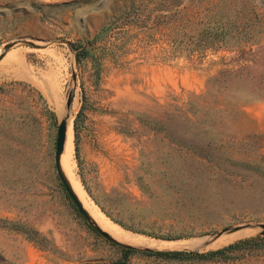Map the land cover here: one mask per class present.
<instances>
[{
  "label": "rangeland",
  "instance_id": "374dc122",
  "mask_svg": "<svg viewBox=\"0 0 264 264\" xmlns=\"http://www.w3.org/2000/svg\"><path fill=\"white\" fill-rule=\"evenodd\" d=\"M67 115L81 201L164 243L132 246L206 253L264 233V0H0V264L122 258L59 177ZM232 256L126 264H264V249Z\"/></svg>",
  "mask_w": 264,
  "mask_h": 264
},
{
  "label": "trees",
  "instance_id": "16d2710c",
  "mask_svg": "<svg viewBox=\"0 0 264 264\" xmlns=\"http://www.w3.org/2000/svg\"><path fill=\"white\" fill-rule=\"evenodd\" d=\"M107 29L104 30V32ZM78 50L77 46H74ZM85 52H78L77 59L80 61L84 58ZM92 227V226H91ZM93 228V227H92ZM94 229V228H93ZM95 230V229H94ZM96 231V230H95ZM97 232V231H96ZM106 238V237H105ZM107 239V238H106ZM113 245L117 246L122 251V258L117 262V264H126L127 260L131 255L140 254L148 257L165 258L169 260H187V261H211L214 259H232V255L238 251H255L264 249V234L258 235L256 237L240 240L227 247L216 251H210L206 253L193 252V251H154V250H140L136 248L125 247L115 241L107 239Z\"/></svg>",
  "mask_w": 264,
  "mask_h": 264
},
{
  "label": "bare ground",
  "instance_id": "6f19581e",
  "mask_svg": "<svg viewBox=\"0 0 264 264\" xmlns=\"http://www.w3.org/2000/svg\"><path fill=\"white\" fill-rule=\"evenodd\" d=\"M29 78H31V77H29ZM36 80V79H35ZM31 81H32V79H31ZM57 82V81H56ZM53 83V82H52ZM51 83V84H52ZM53 85V84H52ZM49 86H51V85H49ZM44 88H47V87H44ZM51 88H53L52 86H51ZM54 88L56 89H58V88H60V87H57L56 85H54ZM53 88V89H54ZM56 89V90H57ZM45 90V89H44ZM47 90H48V88H47ZM47 90H45L46 92H47ZM61 90V89H60ZM48 91H50V90H48ZM59 91V90H58ZM55 93V92H54ZM50 94H51V92H50ZM50 94H49V97H50ZM53 94V93H52ZM51 94V95H52ZM47 95H48V93H47ZM57 95V94H56ZM51 97H55L54 95L53 96H51ZM52 98V99H53ZM56 98H57V96H56ZM59 98V100L61 99L60 97H58ZM53 103L55 104V102L53 101ZM61 104H62V102H60ZM60 104V105H61ZM57 105H59V104H57ZM63 105V104H62ZM61 107V106H60ZM62 108V107H61ZM70 117L71 116H69V115H67V116H64V117H62V120H65L66 122H67V133H66V142H65V148H64V152H63V154H62V157H61V169H62V171H63V173L65 174V176L69 179V177L67 176V174L68 173H71L72 172V169H73V167H74V165H73V162L72 161H74V160H72V156L74 155L73 154V151H74V134H73V121H72V119H70ZM70 119V120H69ZM68 172V173H67ZM67 173V174H66ZM75 178V177H74ZM76 179V178H75ZM69 181H70V179H69ZM77 181V180H76ZM72 185V184H71ZM79 185H80V183H79ZM78 184H73V189H74V191H75V193H76V191L77 192H80L81 193V197L84 199V197H85V195L87 194V193H85V195L82 193V187L81 186H79ZM81 188V189H80ZM85 192V191H84ZM77 194V193H76ZM78 196V195H77ZM79 197V196H78ZM89 198V197H88ZM79 199H80V201H81V198L79 197ZM83 201L85 202V204L83 203ZM86 201L87 200H82L81 202L83 203V205H84V207H85V205H86ZM92 203V202H91ZM87 206H89L88 204L86 205V207H85V209H87ZM90 209H92L91 207H93V208H96V207H94L93 205L91 206V204H90ZM88 207V208H89ZM96 209H98V208H96ZM96 209L95 210H91L92 211V215H93V217L94 218H99L100 217V215L101 214H98V212L96 211ZM90 215V214H89ZM91 215V216H92ZM96 217H95V216ZM102 216V215H101ZM92 218V217H91ZM101 218H105V217H101ZM93 219V218H92ZM94 220V219H93ZM97 220V219H96ZM99 220H100V222L102 221V220H104V219H100L99 218ZM99 220H97L98 221V223H100L99 222ZM95 221V220H94ZM105 221V223H100V225L101 224H107L105 227H103L104 228V230L105 229H107L111 234H113V236L117 239V240H119L121 243H123V244H127V245H134V246H148V247H161L160 245H162V244H164L162 241H160V240H155V239H151V238H147V237H144V236H140V235H137V234H134V233H131V232H128V231H125V230H123L122 228H120V226L118 227V226H116V225H114L113 223H111V222H109L108 221V223H106L107 221L106 220H104ZM103 221V222H104ZM97 223V222H96ZM240 234V233H239ZM234 236L235 237H238V235L237 234H234ZM225 238H227V237H225ZM228 238H230V237H228ZM224 239V238H223ZM225 241L227 240V239H224ZM229 240H232V239H229ZM221 242V241H220ZM219 242V243H220ZM167 243V242H166ZM182 245V244H181ZM171 246V245H170ZM179 246V245H178ZM174 247H176V245L174 246ZM191 247V246H190ZM141 248V247H140ZM153 249V248H152ZM159 249V248H158ZM171 249V248H170Z\"/></svg>",
  "mask_w": 264,
  "mask_h": 264
},
{
  "label": "water",
  "instance_id": "95a60500",
  "mask_svg": "<svg viewBox=\"0 0 264 264\" xmlns=\"http://www.w3.org/2000/svg\"><path fill=\"white\" fill-rule=\"evenodd\" d=\"M30 43L31 45H33L31 42H27ZM13 45L9 44L5 47L6 50H9ZM72 103V99L70 98L68 101V106H70ZM67 122L65 120H63L61 122V124L59 125V129H58V137H57V143H56V155H55V163H56V167H57V171L59 174V177L61 179V182L67 192V194L69 195V197L72 199V201L74 202V204L76 205V207L78 208L79 212L88 220L91 221V216L89 215L88 211L85 209L83 203L80 201L79 197L77 196V194L75 193L71 183L69 182L68 178L65 176V174L63 173L62 169H61V157L62 154L64 152V148H65V142H66V133H67ZM90 226H92L100 235H102L103 237H106L107 239H110L112 241H115L125 247L128 248H136L132 245L127 246V244H123L121 242H118L116 240H114L110 234H108L107 232L103 231L100 227H98L96 224V226L89 222ZM264 234V233H263ZM141 250V249H140ZM151 250V249H148Z\"/></svg>",
  "mask_w": 264,
  "mask_h": 264
}]
</instances>
